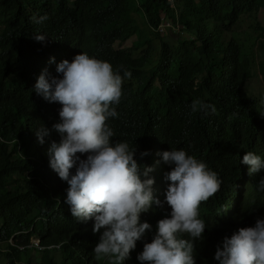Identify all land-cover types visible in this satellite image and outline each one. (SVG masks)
I'll return each instance as SVG.
<instances>
[{
  "label": "trees",
  "instance_id": "trees-1",
  "mask_svg": "<svg viewBox=\"0 0 264 264\" xmlns=\"http://www.w3.org/2000/svg\"><path fill=\"white\" fill-rule=\"evenodd\" d=\"M262 6L264 0H0V264H31L23 257L32 238L40 240L33 248L42 252L38 264H108L94 253L100 236L92 231L94 218L72 216L64 202L68 184L49 164L48 148L61 138L52 128L60 122L61 105L34 89L44 69L49 79L62 77L57 64L81 51L110 62L121 75L131 71L120 103L113 105L118 115L108 120L111 139L136 147L141 178H154L153 197L163 202L141 213V223L152 229L123 264H141L144 243L170 215L166 174L174 165L163 161L162 152L171 148L202 160L221 181L200 205L206 227L193 253L195 264H218L215 252L224 238L264 218V191L258 190L264 170L250 174L242 163L247 151L264 159V105L251 87L264 76L258 60L259 45L264 58V27H254L260 34L250 44L236 36L245 16ZM42 16L40 23L33 19ZM164 21L184 37L169 43L159 29ZM133 37L132 46L124 47ZM197 99L215 111L192 112ZM41 126L51 130L43 143ZM145 166L152 169L148 177ZM182 238L190 239L186 233Z\"/></svg>",
  "mask_w": 264,
  "mask_h": 264
},
{
  "label": "clouds",
  "instance_id": "clouds-1",
  "mask_svg": "<svg viewBox=\"0 0 264 264\" xmlns=\"http://www.w3.org/2000/svg\"><path fill=\"white\" fill-rule=\"evenodd\" d=\"M33 19L40 23L46 16ZM35 38L43 41L45 34ZM56 72L62 77L49 79L44 69L34 86L45 100L61 105L60 122L52 126L61 138L59 142L53 140L48 148L50 167L68 184L64 202L70 206L72 216L83 221L94 218L92 231L100 233L94 248L96 258H107L104 260L108 264H123L136 242L152 229L147 221L141 223V213L154 204L163 207V202L153 197L154 178L148 177L151 167H144L143 176L148 178H141V166L134 158L136 147L111 139L114 132L108 120L118 115L113 105L120 103L124 80L132 73L124 70L121 75L110 62L84 51L71 61L59 62ZM208 109L215 111L199 99L191 106L192 112L207 113ZM50 131L41 126L37 133L41 143ZM84 154L86 158H81ZM146 155L147 151L141 153L142 157ZM162 159L174 165L166 174L171 183L165 200L171 212L157 222L151 242L144 243L137 259L141 264H195L194 241L203 239L206 227L200 218V205L219 191L221 181L205 162L184 149L165 150ZM242 163L249 166L250 174L264 170V159L252 151L244 154ZM74 166L73 174L70 170ZM258 190L264 191V178ZM185 233L190 239L182 238ZM39 246L36 238L30 247ZM214 258L218 264H264V218L226 236Z\"/></svg>",
  "mask_w": 264,
  "mask_h": 264
},
{
  "label": "rangeland",
  "instance_id": "rangeland-1",
  "mask_svg": "<svg viewBox=\"0 0 264 264\" xmlns=\"http://www.w3.org/2000/svg\"><path fill=\"white\" fill-rule=\"evenodd\" d=\"M174 2H176L175 6L178 8L179 7L177 5L178 2L177 1H174ZM245 17L247 19L245 18L244 25L242 26V28H240V34H236V36H239L240 38L243 37L244 40H248L249 39V42L247 41V43L250 44V43H253L254 41H256L258 39L257 36H259V34H260L259 32H257V33L255 32L254 27L256 25H258V23H260L261 27H264V6L260 7L254 13L247 14ZM135 18L137 19V21H139L141 23L143 28L146 29L144 27V25H143L144 18L142 16V14H136ZM170 24H171V26H168V28L166 29L164 37L168 40L169 43L175 44L176 40L179 37V35L181 36V38H183L184 34L180 33V32H176V30H178L177 29L178 26H177L176 29H173L174 26L172 25V23L171 22L167 23V25H170ZM144 32H145V30H144ZM145 34H144V37H145ZM247 35H251V37L250 38H246ZM135 40H136L135 37L131 38L130 40H128L124 44V47H131L132 43ZM143 42H145V41L143 40ZM155 44H157V46H156L157 48H156L155 51L159 52V47L158 46L160 45V42L158 40H155ZM261 52H262V48H261V45H259L258 60H259L260 64L264 65V58L261 55ZM252 81L253 82L251 83V87L254 89V93L253 94L256 95L255 97L258 99V103L260 105H264V76L260 77L259 79H254ZM35 239L36 238H32L31 239V244L28 247L30 249V250L28 249L29 256H24L23 257V262H25V263L28 262V260H30L31 264H38L41 261L42 252L40 250H36V249H33V248L30 247L31 245H33V240H35ZM49 252L53 253L55 251H49ZM104 259H107V258H104ZM107 263H108V260H107Z\"/></svg>",
  "mask_w": 264,
  "mask_h": 264
},
{
  "label": "built area",
  "instance_id": "built-area-1",
  "mask_svg": "<svg viewBox=\"0 0 264 264\" xmlns=\"http://www.w3.org/2000/svg\"><path fill=\"white\" fill-rule=\"evenodd\" d=\"M167 23H170V22L164 21L162 25L160 24L159 29L161 30V33H165L168 26H171V24L167 25Z\"/></svg>",
  "mask_w": 264,
  "mask_h": 264
}]
</instances>
